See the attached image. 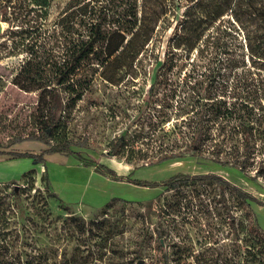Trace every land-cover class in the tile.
Returning <instances> with one entry per match:
<instances>
[{
	"label": "rangeland",
	"instance_id": "obj_1",
	"mask_svg": "<svg viewBox=\"0 0 264 264\" xmlns=\"http://www.w3.org/2000/svg\"><path fill=\"white\" fill-rule=\"evenodd\" d=\"M67 2L51 0V21ZM172 16L162 23L150 45L152 53L137 62L133 76L116 85L97 75L90 91L72 110L63 107L58 111L67 125V137L80 145L72 146L75 154L45 153L43 160L31 154L9 155L10 151L40 154L48 146L26 139L39 131L37 94L20 91L10 82L22 57L19 48L12 51L7 38L9 30L17 26L1 18L0 151L4 153H0V253L9 252L3 264L11 262L10 254H19L23 264L26 259H39L43 264H139L141 260L142 264H249L246 243L253 234L248 226L257 219L258 229L264 231V92L251 88L247 75L241 77L237 92L249 106L255 104L263 117L262 123L255 124L259 132L246 165L241 163L244 148L240 139L224 140L218 156L213 153L211 145L222 140L221 134L183 158L151 164L161 154L188 148L190 142L172 129L174 118L162 121L171 111L160 109L159 103L170 94L172 82L181 81L192 70L204 71L211 88L225 90L227 77L222 78V73L226 61L222 58L238 54H220L219 46L193 62L178 55L169 69L167 45L173 25L163 29ZM232 22L229 16L222 20L228 33L224 39L220 35L216 39L217 43L228 42L229 48L245 42L239 29L236 35ZM152 83L156 84L150 95ZM119 136L149 158L130 160L125 148L110 154L111 144ZM235 143L240 147L238 159L231 147ZM84 158L103 163L117 177L86 167ZM215 158L228 165L218 164ZM178 173H217L263 204L243 202L233 190L214 182H190L170 190L163 185L134 183L163 182ZM232 221L238 225L237 232Z\"/></svg>",
	"mask_w": 264,
	"mask_h": 264
},
{
	"label": "trees",
	"instance_id": "obj_2",
	"mask_svg": "<svg viewBox=\"0 0 264 264\" xmlns=\"http://www.w3.org/2000/svg\"><path fill=\"white\" fill-rule=\"evenodd\" d=\"M50 6L51 0H0L2 20L17 26L7 35L12 51L19 48L18 53L22 57L10 82L20 91L37 94L39 131L26 139L48 146L40 154L10 151V156L31 154L43 160L45 153L75 154L72 146L80 144L67 137V125L61 122L62 116H58V111L63 107L64 110H72L90 91L97 75L103 81L116 85L133 76L137 62L151 52L150 45L159 35L162 23L169 21V15H173L172 22L163 29L167 31L173 25L167 45L170 48L166 61L169 69L178 55L193 62L197 57L203 58L211 48L215 51L219 46L220 54H238L222 58L226 61L222 73V78L227 77L223 84L225 90L218 92L217 88H211L209 80L204 79V71L195 73L192 70L181 81L172 82L170 94L159 103L160 109L171 111L162 121L174 118L172 129L187 136L190 142L188 148L161 154L151 164L183 158L188 152H196L201 146L208 145L220 134L223 135L222 140H216L211 145L213 153L218 156L224 140L237 138L244 148L241 163L247 164L253 139L259 132L255 124L262 123L263 117L256 112L255 104L249 106L250 103L243 100L237 90L241 77L247 75L252 80L251 88L257 93L264 92V0H68L52 21L49 19ZM226 16L232 19L236 35L240 33L238 29L244 34L245 42L235 48H229L230 44L225 40L216 42L217 36L220 35L222 40L228 33L229 28H223L221 24ZM214 29L220 33L213 34ZM155 84L150 85V95ZM175 97L178 99L175 100ZM50 139H54L55 143H51ZM111 145L113 150L109 153L112 155L125 148L130 160L149 158L143 150H134L129 146L123 136ZM231 147H234L232 152L238 159L239 145L235 143ZM215 162L228 165L227 161L218 158ZM83 163L102 174L117 177L115 171L103 163L85 158ZM190 182H214L221 188L233 190L243 202L250 200L263 204L250 192L231 184L217 173H178L163 182L134 180L141 186L163 185L168 190ZM254 221L255 224L248 226L253 236L249 244L246 243L245 259L249 264H264V231L258 229L257 219ZM231 225L237 232V223L232 221ZM8 253H0V264ZM10 255L9 264H23L19 254ZM24 264L43 262L26 259Z\"/></svg>",
	"mask_w": 264,
	"mask_h": 264
},
{
	"label": "water",
	"instance_id": "obj_3",
	"mask_svg": "<svg viewBox=\"0 0 264 264\" xmlns=\"http://www.w3.org/2000/svg\"><path fill=\"white\" fill-rule=\"evenodd\" d=\"M2 32V26H1V16H0V33ZM143 260L139 262V264H142Z\"/></svg>",
	"mask_w": 264,
	"mask_h": 264
}]
</instances>
